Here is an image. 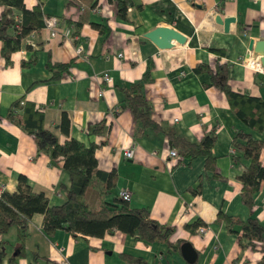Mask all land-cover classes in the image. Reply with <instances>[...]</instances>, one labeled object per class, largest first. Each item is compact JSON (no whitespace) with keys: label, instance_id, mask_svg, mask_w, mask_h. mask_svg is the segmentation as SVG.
<instances>
[{"label":"crops","instance_id":"crops-1","mask_svg":"<svg viewBox=\"0 0 264 264\" xmlns=\"http://www.w3.org/2000/svg\"><path fill=\"white\" fill-rule=\"evenodd\" d=\"M140 1L142 7L130 6L127 18H122L116 0H24L28 8L38 5L44 14L56 15L60 24L55 35L47 26L36 31L31 48L14 52L9 64L0 40V194L15 191L19 175L25 174L50 204L67 199L72 176L63 159L55 161L40 151L35 136L7 117L16 99L32 100L45 112V127L60 141L75 137L86 145L98 144V167L117 170L112 188L107 189L106 182L87 188L91 205L115 203L127 188L132 192L131 208L147 207L153 218L173 226L174 243L192 242L198 257L189 262L181 248L119 229L97 236L59 228L50 235L44 228V213L36 212L29 223L25 253L16 264H138L136 258L146 264H264V238L244 239L243 245L241 226L232 231L218 220L223 211L243 220L255 216L264 224V180L250 207L242 199L239 178L250 159L233 145L238 130L264 139V129L256 131L245 124L226 92L212 84L210 73L195 69L200 62L212 68L227 62L234 90L264 99L262 55L250 48L251 40L255 45L264 39V0ZM4 8L0 0V16ZM15 13L22 15L20 9ZM218 14L235 17L229 30L217 21ZM95 24L108 30L101 32ZM158 25L175 26L186 35V42L174 40L172 47H159L146 36ZM150 59L154 61L152 79L144 90L159 130L143 127L130 109L121 107V86L139 80ZM56 62L72 64L56 77L55 71L60 70L50 68ZM104 72L113 81L102 79ZM63 113L71 120L69 133L60 127ZM102 119L105 131L94 132ZM212 129L217 132L214 169L207 167L205 155L179 160L169 154L172 147L179 149L172 131L200 142ZM125 147L135 148L132 158L124 156ZM261 160L264 163V148ZM199 219L209 226L205 233L187 227ZM17 238L16 226L0 234L10 247L0 264H10L8 257L17 253Z\"/></svg>","mask_w":264,"mask_h":264},{"label":"trees","instance_id":"trees-1","mask_svg":"<svg viewBox=\"0 0 264 264\" xmlns=\"http://www.w3.org/2000/svg\"><path fill=\"white\" fill-rule=\"evenodd\" d=\"M1 1L5 8L0 16V40L2 41V55L9 64L14 52L23 47L31 48L32 44L27 42V36L45 26L48 15L44 14L38 5L28 8L24 0ZM116 4L117 14L122 18H127L130 6H143L140 0H116ZM15 9H20L22 15L16 14ZM18 17H21L20 20ZM95 25L101 32L108 30L105 25ZM215 49L223 53L222 49ZM71 64L72 62L50 63V68L60 70L54 73L58 77L59 72L68 70ZM153 66L154 61L150 59L147 70L139 80L121 86L123 92L121 107L130 109L134 118L143 127L159 130L161 129L160 124L152 117L153 104L144 90L145 84L152 79ZM195 69L210 73L212 84L226 92L232 109L245 124L256 131L264 129V99L247 92L234 90L229 82L227 62H219L215 68L200 62ZM7 117L35 136L40 151L49 153L55 161L63 159L64 168L72 176L67 199L62 204H50L48 196L44 192L35 191L25 174L19 175L15 191L4 190L0 194V234L8 232L12 226L18 229L15 245L17 253L8 257L10 264H16L17 257L25 253L29 223L36 212L44 213V228L50 235L59 228H67L75 235L82 233L97 236H104L114 229H119L149 242H166L174 249L181 248L183 243L181 239L176 243L171 239L175 228L153 218L147 207L131 208L129 201L122 197L115 203L104 202L99 205H91L87 201L86 190L91 184L106 182L107 189H110L115 186L118 176L116 169L107 171L98 167L96 156L98 144L86 145L75 137L60 141L55 132L45 127V112L32 100L16 99L9 108ZM70 124L68 114L63 113L60 127L64 132L69 133ZM105 125V119H102L94 125L93 131H105ZM171 137L179 148V160L185 157L194 159L205 155L207 167L215 168L216 156L212 152L217 139L215 129L207 133L200 142L190 141L182 135H176L173 131ZM233 145L243 152L244 157L250 159V164L239 178L243 181L242 199L253 207L255 193L264 180V163L261 160L264 139L256 138L244 130H238L233 138ZM234 156L236 159L241 157L240 155ZM218 220L225 221L232 231H238L234 227L240 225L239 240L243 245L246 244L244 239L253 242L264 238V224L255 216L243 220L220 211ZM203 223L205 222L199 219L187 224V227L194 232ZM9 248L7 241L0 239V262L8 256ZM134 261L138 264H146L141 258H136Z\"/></svg>","mask_w":264,"mask_h":264},{"label":"water","instance_id":"water-1","mask_svg":"<svg viewBox=\"0 0 264 264\" xmlns=\"http://www.w3.org/2000/svg\"><path fill=\"white\" fill-rule=\"evenodd\" d=\"M218 22L224 23L225 30H229L230 23L235 20L234 16H226L222 18L219 14L216 16ZM146 36L152 39L159 47L161 48H169L174 46V40L185 43L187 40L186 35H184L180 30H178L175 26L171 25H158L155 28L146 32ZM250 48H254L256 52L261 53V62L264 66V39L258 40V42L254 45V40L250 41ZM247 57V59H249ZM181 251L184 257L189 262H195L198 257V252L194 248L192 242L185 241L181 245Z\"/></svg>","mask_w":264,"mask_h":264},{"label":"built area","instance_id":"built-area-1","mask_svg":"<svg viewBox=\"0 0 264 264\" xmlns=\"http://www.w3.org/2000/svg\"><path fill=\"white\" fill-rule=\"evenodd\" d=\"M21 17H18V19L20 20ZM60 22H59V19L56 15H48L46 17V24H45V27H49L51 30H52V34L55 35L56 32H57V29H58V26H59ZM37 32L34 31L32 32L30 35L27 36V42L28 43H32V39H33V36L36 34ZM120 55H122V53H120ZM102 79H104L105 81H113V77L112 75L109 73V72H104L102 75H101ZM22 102H24V100H22ZM178 120V118H176ZM123 154L126 158H132L135 154V148L134 147H125L124 150H123ZM169 154L173 157H179V151L177 148L175 147H172ZM120 197L124 198L125 200H130L131 197H132V192L125 188V189H122L120 191ZM209 226L206 225V224H200L198 226V231L199 232H202V233H205L207 230H208Z\"/></svg>","mask_w":264,"mask_h":264}]
</instances>
